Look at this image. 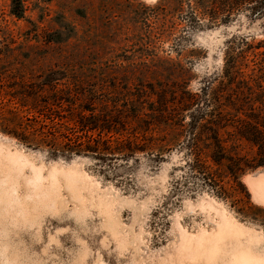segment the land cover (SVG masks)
Here are the masks:
<instances>
[{"label":"rangeland","instance_id":"1","mask_svg":"<svg viewBox=\"0 0 264 264\" xmlns=\"http://www.w3.org/2000/svg\"><path fill=\"white\" fill-rule=\"evenodd\" d=\"M257 45L264 0H0V114H39L37 91L61 71L59 95L72 86L95 114H126V136L147 129L138 114H184L188 124L211 109L206 99L218 104L204 90H221L230 55L264 76ZM72 104L52 114L82 108ZM173 127L163 119L151 144ZM188 136L162 159L103 147L68 155L0 127V264H264V204L248 182L264 168L222 199L188 165Z\"/></svg>","mask_w":264,"mask_h":264},{"label":"trees","instance_id":"2","mask_svg":"<svg viewBox=\"0 0 264 264\" xmlns=\"http://www.w3.org/2000/svg\"><path fill=\"white\" fill-rule=\"evenodd\" d=\"M15 13L18 16L22 13L20 2L16 3ZM261 48L264 46L257 45L251 49L256 52ZM257 53L255 56H264V52ZM244 58L229 56L219 87L221 90H213L212 84L208 90H204L205 94L213 92V100L218 104L206 99L205 104L211 109L204 113L191 114L188 124L187 117L182 116L184 114H178L174 118L169 114H159L154 118L138 114L136 119L146 124L147 129L126 136L123 134L129 130L124 121L126 114H95L93 102H87L83 106L80 94L72 86L66 88L70 90L69 100L63 98L56 85L61 80L56 78L67 77L68 73L53 71L46 76L41 91H37L40 94L31 108L32 113L36 111L39 114L24 117L26 122L15 114L11 117L0 114V127L4 133L16 137L25 145L48 146L58 154L68 155L99 154L102 147L107 151L104 153L113 156L117 155L116 151L125 153L126 150L129 156L144 150L161 153L169 151L173 145L181 142V138L189 135L183 147L188 150V165L190 164L195 176L202 178L222 199H233L238 188L244 187L242 176L248 171L264 168V76L257 75L255 70L247 74L244 64L241 63ZM261 70L264 71V66ZM44 86L55 90L56 99L53 103L49 97L41 95ZM86 97L87 100L91 99L90 95ZM192 97L197 105L203 102L199 95ZM64 100L73 103L72 106L80 102L79 106L82 108L79 107V110L74 107V114H52V107L63 108ZM200 112H203L202 109ZM163 119L174 127L158 138V144H151L152 141L157 142L153 135L157 131L153 127L162 123ZM113 142L118 144V150L111 147ZM126 142L134 147L126 148ZM244 143L251 148L245 154ZM162 155L161 153L156 156L162 159ZM228 178L232 184L225 183Z\"/></svg>","mask_w":264,"mask_h":264},{"label":"bare ground","instance_id":"3","mask_svg":"<svg viewBox=\"0 0 264 264\" xmlns=\"http://www.w3.org/2000/svg\"><path fill=\"white\" fill-rule=\"evenodd\" d=\"M248 182L254 193L255 199L259 203L264 204V174H261L256 178L249 177Z\"/></svg>","mask_w":264,"mask_h":264}]
</instances>
